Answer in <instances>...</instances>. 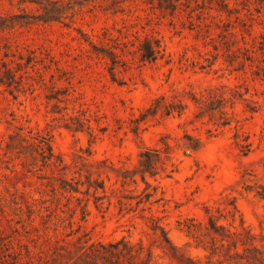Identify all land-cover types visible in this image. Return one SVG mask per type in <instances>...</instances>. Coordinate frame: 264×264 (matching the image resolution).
Instances as JSON below:
<instances>
[{
    "label": "rangeland",
    "instance_id": "1",
    "mask_svg": "<svg viewBox=\"0 0 264 264\" xmlns=\"http://www.w3.org/2000/svg\"><path fill=\"white\" fill-rule=\"evenodd\" d=\"M248 7L229 26L0 0V81L20 69L0 82V264H264V3ZM136 34L166 55L143 63Z\"/></svg>",
    "mask_w": 264,
    "mask_h": 264
},
{
    "label": "trees",
    "instance_id": "2",
    "mask_svg": "<svg viewBox=\"0 0 264 264\" xmlns=\"http://www.w3.org/2000/svg\"><path fill=\"white\" fill-rule=\"evenodd\" d=\"M147 4L148 8L160 15L175 16L178 13L185 12L190 17L196 16L198 19H207L213 18L218 23H226V20L229 21V26H234L230 21L231 17L236 16V14L241 13L243 9H248V3L262 4L264 0H143ZM232 2L234 6H232ZM239 6H242L241 8ZM258 12H261L260 9L256 8ZM249 11H251L249 9ZM138 43H132L136 51L140 55V60L143 63H153L163 58L166 55V47L161 40L145 35L140 34L134 35ZM128 47V45H125ZM118 48V47H115ZM110 57L112 58L111 69L115 70L124 60H122L121 55L117 51H111ZM33 59L28 61V64H31ZM20 72V69H15L14 67H7L6 69V78L2 79L0 82L5 84L7 87H11L17 79V76ZM169 113V111H167ZM72 128V127H71ZM74 130H82L81 127H75ZM43 150L41 155L44 162H52L55 154L51 145L47 146L45 150L44 146H41ZM155 155V158H154ZM144 158H146L145 173L142 175L143 180L146 181L147 172L154 176L155 161L156 157L161 158L159 153L146 152L144 153ZM59 160H62L59 157ZM147 182V181H146ZM148 183V182H147ZM94 187L95 189L102 188L105 190V185L98 183L97 185L90 184V188Z\"/></svg>",
    "mask_w": 264,
    "mask_h": 264
}]
</instances>
